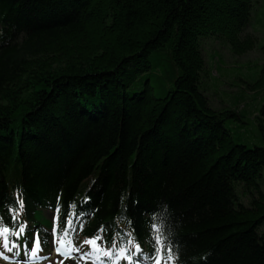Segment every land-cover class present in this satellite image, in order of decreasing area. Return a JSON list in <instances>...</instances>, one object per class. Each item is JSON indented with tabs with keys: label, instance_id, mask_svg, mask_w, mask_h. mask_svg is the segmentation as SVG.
Wrapping results in <instances>:
<instances>
[{
	"label": "trees",
	"instance_id": "1",
	"mask_svg": "<svg viewBox=\"0 0 264 264\" xmlns=\"http://www.w3.org/2000/svg\"><path fill=\"white\" fill-rule=\"evenodd\" d=\"M254 8L0 0V227L22 209L46 252L71 223L107 264H264V97L215 109L203 44L264 52L246 31Z\"/></svg>",
	"mask_w": 264,
	"mask_h": 264
},
{
	"label": "rangeland",
	"instance_id": "2",
	"mask_svg": "<svg viewBox=\"0 0 264 264\" xmlns=\"http://www.w3.org/2000/svg\"><path fill=\"white\" fill-rule=\"evenodd\" d=\"M254 11V17L246 31L257 36L260 46L264 44V0H255ZM203 44L209 75L205 79V87L208 86L207 95L210 97L212 106L215 109L224 108L230 104L231 99L241 94L245 96L246 103L244 106L249 104V107H253L259 104L264 97V92L262 89L253 91L250 84L258 79V73L262 63H264V52L256 49L243 56H234L227 47L213 39H205ZM229 127H233L232 131L238 142L249 146H252L253 142L259 143L256 137L257 128L250 127V131L245 133L243 131L249 127L240 128L237 123H230ZM242 201L248 203V199L245 197H242ZM4 239V235L0 232V249L4 247ZM83 249V253L89 256L96 255L95 251L88 250L86 244H84ZM57 263L56 260L53 263L47 261L45 264Z\"/></svg>",
	"mask_w": 264,
	"mask_h": 264
},
{
	"label": "bare ground",
	"instance_id": "3",
	"mask_svg": "<svg viewBox=\"0 0 264 264\" xmlns=\"http://www.w3.org/2000/svg\"><path fill=\"white\" fill-rule=\"evenodd\" d=\"M264 91V88L262 89ZM257 94V93H256Z\"/></svg>",
	"mask_w": 264,
	"mask_h": 264
}]
</instances>
